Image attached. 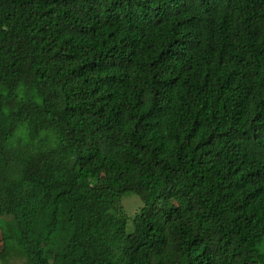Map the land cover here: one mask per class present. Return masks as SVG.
I'll use <instances>...</instances> for the list:
<instances>
[{
  "label": "trees",
  "instance_id": "obj_1",
  "mask_svg": "<svg viewBox=\"0 0 264 264\" xmlns=\"http://www.w3.org/2000/svg\"><path fill=\"white\" fill-rule=\"evenodd\" d=\"M0 229V264H264V0H0Z\"/></svg>",
  "mask_w": 264,
  "mask_h": 264
},
{
  "label": "rangeland",
  "instance_id": "obj_2",
  "mask_svg": "<svg viewBox=\"0 0 264 264\" xmlns=\"http://www.w3.org/2000/svg\"><path fill=\"white\" fill-rule=\"evenodd\" d=\"M123 209L127 213V215L130 217V227L132 226V219L135 216V213L141 208L144 203L141 199V197L137 194H130L126 195L122 200ZM4 248V241L2 238V232L0 229V251H2Z\"/></svg>",
  "mask_w": 264,
  "mask_h": 264
},
{
  "label": "clouds",
  "instance_id": "obj_3",
  "mask_svg": "<svg viewBox=\"0 0 264 264\" xmlns=\"http://www.w3.org/2000/svg\"><path fill=\"white\" fill-rule=\"evenodd\" d=\"M18 87H22V86H18ZM21 95H22V93H21ZM28 135H29V130L27 129V127H25L24 135L21 136V137H18L17 139H18L19 142L27 143Z\"/></svg>",
  "mask_w": 264,
  "mask_h": 264
}]
</instances>
